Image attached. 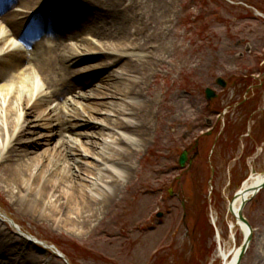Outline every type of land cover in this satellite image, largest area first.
I'll return each mask as SVG.
<instances>
[{
	"label": "rangeland",
	"instance_id": "rangeland-1",
	"mask_svg": "<svg viewBox=\"0 0 264 264\" xmlns=\"http://www.w3.org/2000/svg\"><path fill=\"white\" fill-rule=\"evenodd\" d=\"M136 1L134 11L151 31L164 26L154 47L166 64L147 84L139 80L155 92L156 104L150 136L134 147L119 199L86 226L90 234L76 236L53 227L28 203L17 205L0 182V240L8 244L2 263L225 264L242 247L245 231L229 208L251 176L264 175V0ZM91 2L108 9L101 0ZM101 8L77 10L84 16ZM88 28L96 27L74 25L67 44L75 46L72 37L82 35L85 47L100 48ZM94 59L69 68L86 69L83 81L105 61ZM207 89L217 97L207 100ZM90 91L76 89L51 103L83 105L81 96ZM35 139L24 137L28 143ZM186 151L188 162L181 168ZM244 216L254 236L241 264H264V190L246 205Z\"/></svg>",
	"mask_w": 264,
	"mask_h": 264
},
{
	"label": "bare ground",
	"instance_id": "bare-ground-1",
	"mask_svg": "<svg viewBox=\"0 0 264 264\" xmlns=\"http://www.w3.org/2000/svg\"><path fill=\"white\" fill-rule=\"evenodd\" d=\"M91 1L0 0V182L17 205L28 203L53 227L69 228L76 236L90 234L86 226L119 199L133 168L129 163L137 154L134 147L147 143L150 136V112L156 104L155 92L140 82L154 78L157 68L166 64L154 47L164 26L150 30L134 11L140 1L101 0L108 9ZM78 8L101 12L82 16ZM42 13L55 21L49 29L39 20ZM164 16L169 18V12ZM74 25H94L88 29L102 46L85 47L82 35L72 37L75 46L67 44ZM39 29L47 33L42 36ZM94 58L105 61L92 67L93 75L83 81L79 77L86 69L69 68ZM89 87L91 91L81 96L83 105L69 100L55 107L51 103ZM26 136L36 139L28 143ZM38 147L41 152L36 154L32 148ZM263 179L264 175H253L244 183L233 203L235 214L246 198L244 192ZM243 229L247 236L248 229ZM7 246L0 240V264H17L1 262L8 257ZM239 253L225 264H235Z\"/></svg>",
	"mask_w": 264,
	"mask_h": 264
},
{
	"label": "water",
	"instance_id": "water-1",
	"mask_svg": "<svg viewBox=\"0 0 264 264\" xmlns=\"http://www.w3.org/2000/svg\"><path fill=\"white\" fill-rule=\"evenodd\" d=\"M218 83H219V85H221V86L224 87V88L227 86L226 83H225L223 80H221V79L218 81ZM207 97H208V100H212V99L216 98V94H215L214 91H212L211 89H208V90H207ZM186 162H187V153H184L183 156L181 157L180 165H181L182 167H185ZM250 189H251L250 192L245 191L244 193L247 194V195H253V196H255V195L258 194L261 190L264 189V180H263V182H262L261 184H259L258 186L251 187ZM251 192H252V193H251ZM247 195H246V198L243 199V202H242L241 208H240L239 213H238V219H239V221H240L241 223L245 224V225L249 228L251 234H250L249 238L246 240V242H245V244H244V246H243V248H242V254H241L240 258H239L238 264H240V262H241V260H242V258H243V256H244V254L246 253V251H247V249H248V247H249V245H250V243H251L252 237H253V234H252V233H253V230H252L251 226L249 225V223L246 221V219H245L244 216H243V209H244V207L246 206V204H247V203L249 202V200H250V199L247 197ZM237 197H239V196H237ZM230 209L233 211V205H231ZM160 217H161V215H160Z\"/></svg>",
	"mask_w": 264,
	"mask_h": 264
}]
</instances>
